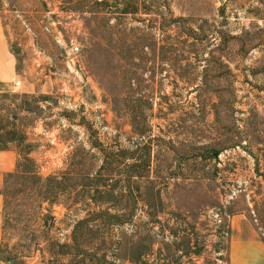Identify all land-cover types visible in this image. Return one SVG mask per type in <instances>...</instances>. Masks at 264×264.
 <instances>
[{
    "label": "rangeland",
    "instance_id": "374dc122",
    "mask_svg": "<svg viewBox=\"0 0 264 264\" xmlns=\"http://www.w3.org/2000/svg\"><path fill=\"white\" fill-rule=\"evenodd\" d=\"M0 16L21 81L0 87V264H231L234 237L264 242V0Z\"/></svg>",
    "mask_w": 264,
    "mask_h": 264
},
{
    "label": "crops",
    "instance_id": "0c3cea01",
    "mask_svg": "<svg viewBox=\"0 0 264 264\" xmlns=\"http://www.w3.org/2000/svg\"><path fill=\"white\" fill-rule=\"evenodd\" d=\"M17 76L15 58L11 56L9 44L4 33L0 16V85L7 86ZM9 151H0V177L8 170ZM2 202L0 198V211ZM229 258L231 264H264V242L255 236L234 237L230 243Z\"/></svg>",
    "mask_w": 264,
    "mask_h": 264
},
{
    "label": "trees",
    "instance_id": "16d2710c",
    "mask_svg": "<svg viewBox=\"0 0 264 264\" xmlns=\"http://www.w3.org/2000/svg\"><path fill=\"white\" fill-rule=\"evenodd\" d=\"M2 149V148H0ZM4 149V148H3ZM24 162H30V159L29 158H25L24 159ZM51 177H47L46 180H49ZM38 180L42 181V178L41 177H38Z\"/></svg>",
    "mask_w": 264,
    "mask_h": 264
},
{
    "label": "built area",
    "instance_id": "2783aa9c",
    "mask_svg": "<svg viewBox=\"0 0 264 264\" xmlns=\"http://www.w3.org/2000/svg\"><path fill=\"white\" fill-rule=\"evenodd\" d=\"M20 83H21L20 80H15V81L13 82V85L17 87V86L20 85Z\"/></svg>",
    "mask_w": 264,
    "mask_h": 264
},
{
    "label": "water",
    "instance_id": "95a60500",
    "mask_svg": "<svg viewBox=\"0 0 264 264\" xmlns=\"http://www.w3.org/2000/svg\"><path fill=\"white\" fill-rule=\"evenodd\" d=\"M17 50V48H15V51ZM1 88H3L4 86H0Z\"/></svg>",
    "mask_w": 264,
    "mask_h": 264
}]
</instances>
